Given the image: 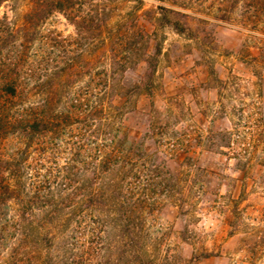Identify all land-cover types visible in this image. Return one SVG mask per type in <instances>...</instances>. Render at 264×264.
Segmentation results:
<instances>
[{
    "label": "trees",
    "instance_id": "obj_1",
    "mask_svg": "<svg viewBox=\"0 0 264 264\" xmlns=\"http://www.w3.org/2000/svg\"><path fill=\"white\" fill-rule=\"evenodd\" d=\"M241 2L244 23L264 24V0H217L216 16L229 19ZM29 4L19 24L0 15V264H192L149 247L146 212L172 186L152 188L164 156L120 120L132 96L152 93L160 48L149 55V34L136 26L121 40L106 36L105 3L100 10L93 0ZM55 11L82 40L75 53L68 37L44 29ZM186 16L159 4L155 19L184 33ZM139 59L145 70L127 80L123 71ZM41 209L50 213L47 230L34 222Z\"/></svg>",
    "mask_w": 264,
    "mask_h": 264
},
{
    "label": "rangeland",
    "instance_id": "obj_2",
    "mask_svg": "<svg viewBox=\"0 0 264 264\" xmlns=\"http://www.w3.org/2000/svg\"><path fill=\"white\" fill-rule=\"evenodd\" d=\"M93 1L99 10L106 4V36L121 40L136 26L149 34V55L160 48L152 93L132 96L120 116L130 137L164 156L152 188L172 186L146 212L149 247L175 263L264 264V24L243 22V2L223 20L216 16L217 0H185L184 6ZM159 4L186 12L191 30L158 23ZM29 6V0H7L0 15L19 24ZM44 29L68 37L70 52L79 50L82 40L62 12H53ZM145 67L139 59L123 74L135 80ZM168 140L179 143L171 149ZM66 154L56 158L63 162ZM49 216L37 210L34 222L47 230Z\"/></svg>",
    "mask_w": 264,
    "mask_h": 264
}]
</instances>
